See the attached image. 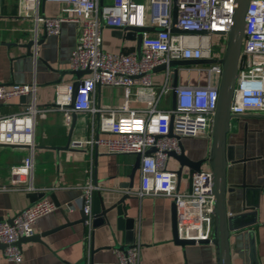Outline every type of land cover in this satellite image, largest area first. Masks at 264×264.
Wrapping results in <instances>:
<instances>
[{
    "label": "built area",
    "instance_id": "built-area-1",
    "mask_svg": "<svg viewBox=\"0 0 264 264\" xmlns=\"http://www.w3.org/2000/svg\"><path fill=\"white\" fill-rule=\"evenodd\" d=\"M44 2L58 4L55 16H46L40 8ZM176 24L179 29L206 31V34L173 33V0H20L21 14L31 22L30 39L36 42L40 30L46 35H57L61 25L70 21L77 30L76 43L70 53L72 69H88L79 78L72 108V81L59 82L54 87L52 104L40 105L36 82H0V104L25 96L24 107L16 112L0 113V143L27 145L26 155L20 163L8 170V185L3 189L40 191L33 183L34 131L36 116L49 110L61 111L69 125L70 113L90 116L89 135L72 140L76 148L102 147L107 153L140 154L139 183L129 193L137 196H165L175 199L176 233L180 239H210L213 227L214 196L211 192V171L203 168L190 174L189 187L176 190V175L168 167V151L178 153L182 138L210 137L213 113L217 100V84L221 68L217 62L196 66L205 73L204 84L177 85L174 108L160 107L163 98L171 101V70L159 71L153 78L151 70L170 60L219 59L220 44L231 23L233 0H176ZM245 13V33L242 39L231 112L235 115L256 110L264 112V0H250ZM145 26L158 31H144L141 56L135 50L111 52L103 48V27ZM219 39L214 40L215 37ZM32 56L36 60V47ZM222 45V46H223ZM214 47H217L215 50ZM97 86L121 87L124 100L117 105L95 103ZM171 103V102H170ZM172 136H168L169 126ZM154 148L153 152L148 149ZM80 202L86 214V241L91 235L92 191L91 182L82 187ZM43 191V190H42ZM41 192V191H40ZM71 206L68 205L67 208ZM56 209L47 197L18 211L12 224L0 222V243L6 244L4 257L14 263L21 262V251L13 245L20 236L33 233L39 216ZM111 262L88 264H139L140 245L134 242L125 252L115 250Z\"/></svg>",
    "mask_w": 264,
    "mask_h": 264
},
{
    "label": "crops",
    "instance_id": "crops-1",
    "mask_svg": "<svg viewBox=\"0 0 264 264\" xmlns=\"http://www.w3.org/2000/svg\"><path fill=\"white\" fill-rule=\"evenodd\" d=\"M20 0H0V82H36L37 100L40 105L50 106L54 87L59 82L73 81V75L60 71L70 69L69 57L73 50L77 30L73 22L62 23L59 34L46 35L36 47V60L27 54L25 43L30 39L31 22L21 14ZM59 6L55 2H44L40 11L46 16H55ZM40 35L43 34L42 29ZM103 48L107 51L135 50L133 41L122 40L111 35L108 27L102 28ZM31 51V49H30ZM153 78L159 79L161 73L155 72ZM179 85L204 84L205 73L195 66L179 68ZM9 85V84H7ZM94 93L95 103L117 105L124 100L121 87L99 86ZM27 97H25V100ZM171 101L160 104L167 108ZM19 98L0 105V113L21 110L24 106ZM90 116L76 113V124L71 140H81L89 135ZM68 125L61 111L49 110L36 116L34 142L33 185L40 191L56 195L60 209L39 216L33 225V233H41L64 222L79 219L82 186L97 180L98 189H105L109 198L106 204L118 199L125 189L117 184L127 180L134 155L107 153L102 147L70 150H54L45 146L66 144ZM185 153L192 159L204 157L208 153L209 138H182ZM227 145L231 147L235 159L245 157L244 162L230 164L226 171L228 191L226 209L228 215L243 214L238 222L244 226L230 233L231 264H253L250 253V238L254 242V264H264V112L251 110L231 119L227 133ZM26 155V148L0 147V186L8 185V170L18 164ZM168 167L175 169L176 162L169 158ZM204 169L207 167H203ZM192 171L186 170L179 183V190L189 187ZM242 179L248 185H257V206L253 214L244 211L243 191L233 187L240 185ZM139 183V171L134 177L135 189ZM131 194V193H130ZM125 201L128 217L134 219V239L140 245L139 264H216V254L211 243L179 245L172 239L171 201L169 197L142 196L132 194ZM49 198V197H47ZM28 205L25 192L0 188V216L4 219L14 216ZM70 205V208L67 206ZM64 212V213H63ZM109 224L96 218L91 225V235L86 241L87 228L81 223L62 227L41 238L42 242L25 241L20 245L21 262L7 260L0 251V264H88L111 262L116 259V251L107 248L97 250L91 259L90 245L94 248L113 246L118 243L122 233L115 228V213L109 214ZM251 231V233L249 232Z\"/></svg>",
    "mask_w": 264,
    "mask_h": 264
},
{
    "label": "water",
    "instance_id": "water-1",
    "mask_svg": "<svg viewBox=\"0 0 264 264\" xmlns=\"http://www.w3.org/2000/svg\"><path fill=\"white\" fill-rule=\"evenodd\" d=\"M250 0H233V11L231 15V23L226 32H220L225 35V44L223 48V52L221 57L217 60L215 59H186V60H170L167 61L166 64H160L155 66L151 72H159L166 67H168L170 72V84H171V108H174L175 101V87L178 85V75L179 68L181 67H189V66H206L208 64H212L217 62L220 65L221 72L218 79L217 84V100L216 106L213 113L212 124H211V132L209 137V149L206 156L192 159L185 153V147L183 146L181 140H179L178 153L174 151H168L167 156L173 159L176 162V168L173 169V172L176 175L175 189H179L180 178L182 174L186 171H200L203 167H207L211 171V192L214 196L213 203V227L210 239H180L178 238V234L176 233V207H175V199L171 201V229H172V239L174 243L179 245L193 244V243H211L214 246L215 254H216V264H231L230 257V243L229 238L232 230L238 229L244 226L243 223H239L238 220L243 214H234L228 215L226 209V193L228 191V186L226 182V171L227 168L230 167V164H234L236 162H244L246 160L245 157L241 159H235L233 152L231 151V147L227 145V133L229 131L231 119L237 117L234 113L231 112V105L234 100L235 95V84H236V76L238 70V61L241 51L242 39L245 33V13ZM43 5V4H42ZM176 0H173V8H172V26L171 31L173 33H181V34H206V31H190L186 29H179L175 26L176 24ZM111 30V35L115 38L122 40L133 41L135 45V54L136 57L139 58L141 56V39L142 33L144 31H158L157 28L145 27V26H125L122 28L118 27H109ZM45 36L43 32L40 35V38L33 42L31 39H27L25 43V47L27 48V54H32V46L33 44H39ZM31 49V51H30ZM33 55V54H32ZM88 69H67L64 71H60V77L57 79V82L60 81L61 75L64 73H68L73 75L72 81V91H71V101L67 108H72L74 104V99L76 92L78 91L79 78L88 73ZM63 73V74H62ZM2 84H13V83H2ZM99 87V86H97ZM19 100L21 102H25V96H20ZM1 105V104H0ZM76 124V113H70V123L68 125L67 138L64 145L61 146H45L46 148L54 150L58 153L60 150H70L72 147L71 144V135L73 128ZM172 127L169 126L168 136H172ZM7 146L9 148H27V145L22 144H9V143H0V147ZM36 145H34L35 149ZM94 151H97V147L94 146ZM154 148L151 147L148 149V152H153ZM140 154L137 153L134 155V164L127 175V180L122 183H118V188L125 189L126 191L122 193V195L116 199L114 202L110 204H106L107 199L109 198L108 192L105 189H94L92 191V203H91V217L92 222L91 225H94V221L96 218H102V220L109 224V213L114 211L115 213V228L117 231H120L121 236L118 243L113 246H103L99 248H94L93 245H90L89 252L91 253V259L93 254L100 249L111 248L113 250H121L125 252L130 246H132L135 242L134 237V219L128 217L127 209L125 207V201L127 199H132V194L129 191L134 186V177L136 170L139 166ZM93 185H97V180H93ZM7 187H10L7 185ZM234 188H240L243 191V200H244V211H248V214H253L254 208L257 206V194L260 190V187L257 185H248L242 179L240 185L233 186ZM1 188V186H0ZM25 196L28 200V206L32 205L37 200L49 197V199L54 203L57 209H60V204L56 199V195L48 191H32L25 193ZM83 203L80 202L79 207V219L77 221H69L66 217H64V222L56 227L43 231L41 233H32L29 236H20L17 240L12 243L20 248L21 243L25 241H38L42 242L41 238L50 234L51 232L57 231L58 229L72 225L73 223H81L84 228H86L84 221L86 219V214H84L82 209ZM64 213V212H63ZM13 217L3 218L0 216V222L5 221L9 225L12 224ZM251 233V231H249ZM7 247L6 244L0 243V251H3ZM250 253L251 258L254 264V242L253 237L250 238ZM90 262H93L90 260Z\"/></svg>",
    "mask_w": 264,
    "mask_h": 264
},
{
    "label": "rangeland",
    "instance_id": "rangeland-1",
    "mask_svg": "<svg viewBox=\"0 0 264 264\" xmlns=\"http://www.w3.org/2000/svg\"><path fill=\"white\" fill-rule=\"evenodd\" d=\"M217 39H219V37H215L214 38V40H217ZM223 44L221 43L220 44V47H219V50L221 51V52H223V48H224V45L222 46ZM214 49L216 50L217 49V47H214ZM170 101V98H163L162 100H161V102H160V104H163L164 102H166L167 104H168V102Z\"/></svg>",
    "mask_w": 264,
    "mask_h": 264
}]
</instances>
